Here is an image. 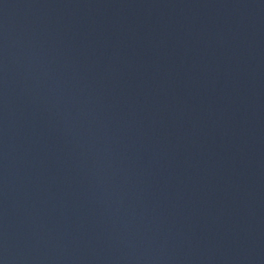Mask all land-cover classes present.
Here are the masks:
<instances>
[{
  "label": "water",
  "instance_id": "obj_1",
  "mask_svg": "<svg viewBox=\"0 0 264 264\" xmlns=\"http://www.w3.org/2000/svg\"><path fill=\"white\" fill-rule=\"evenodd\" d=\"M0 264H264V0H0Z\"/></svg>",
  "mask_w": 264,
  "mask_h": 264
}]
</instances>
